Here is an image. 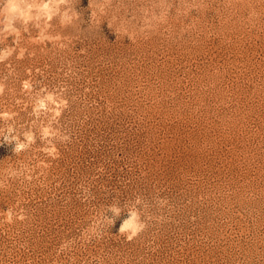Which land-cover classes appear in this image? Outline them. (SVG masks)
Returning <instances> with one entry per match:
<instances>
[{
  "label": "rangeland",
  "instance_id": "obj_1",
  "mask_svg": "<svg viewBox=\"0 0 264 264\" xmlns=\"http://www.w3.org/2000/svg\"><path fill=\"white\" fill-rule=\"evenodd\" d=\"M65 9L0 32V264H264V0Z\"/></svg>",
  "mask_w": 264,
  "mask_h": 264
},
{
  "label": "clouds",
  "instance_id": "obj_2",
  "mask_svg": "<svg viewBox=\"0 0 264 264\" xmlns=\"http://www.w3.org/2000/svg\"><path fill=\"white\" fill-rule=\"evenodd\" d=\"M3 6L0 7V32H6L9 35H16L19 33L17 27V22L21 25H28L29 23L39 26L40 21H50L58 13L63 21L67 16V10L60 12L59 6L65 3V0H2ZM71 19V17H67ZM7 54V53H5ZM3 55H0V59ZM41 107L44 105L41 104ZM12 113L3 112L0 113V118L11 119ZM3 131V130H0ZM13 128L11 126L7 129V134L5 135V141L11 142L17 139L15 136H11ZM31 140V137H28ZM24 147L23 144L16 145L14 150H20ZM117 215H119L120 210L115 209ZM132 216L129 215L126 219H131ZM120 227H123L121 223ZM137 231L139 228L136 229Z\"/></svg>",
  "mask_w": 264,
  "mask_h": 264
}]
</instances>
